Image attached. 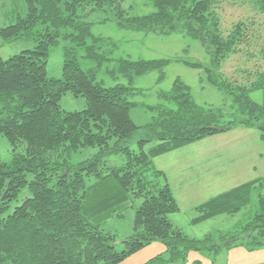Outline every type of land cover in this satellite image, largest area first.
Instances as JSON below:
<instances>
[{"label":"trees","instance_id":"trees-1","mask_svg":"<svg viewBox=\"0 0 264 264\" xmlns=\"http://www.w3.org/2000/svg\"><path fill=\"white\" fill-rule=\"evenodd\" d=\"M24 1L26 15L0 30L4 42H36L33 50L9 59L0 56V139L7 140L12 152L9 162H0V264H119L155 241L165 244L169 260L175 262L193 250L218 252L221 246L214 237L190 239L171 223L168 216L179 213L180 207L153 160L237 128L257 129L264 145V41L257 53L242 52L244 47L254 49L255 22L239 21L224 35L216 11L222 0H149L155 12L145 16L130 15L126 0ZM257 9L264 15V0L257 1ZM97 12H110L104 21L116 20L134 31H181L202 39L212 58L208 82L232 98V111L196 104L190 87L177 79L161 94L164 103L149 107L151 122L138 126L130 115L136 106L130 102L135 95L132 82L136 76L162 71L168 61L118 60L109 73L121 74L129 84L105 87L94 69L82 68L79 56L81 51L97 66L111 61L108 51L114 46L94 36L83 21ZM61 41L72 46L64 51L62 77L52 78L47 71L50 50ZM239 55L245 65L236 63L240 78H226L222 63ZM256 91L263 93L261 104L251 99ZM67 94L84 98L85 109L63 110L60 103ZM152 142L156 146L146 152ZM85 150L95 154L77 161ZM113 156H122L124 163L110 167L107 159ZM262 188L263 178L212 198L195 208L199 217L194 221L237 213ZM136 201L142 203L135 209ZM258 202L253 220L230 242L249 240L252 249L264 247L263 193ZM127 205L135 209L134 233L120 242L102 224L126 218ZM159 262L166 261L158 256L148 264Z\"/></svg>","mask_w":264,"mask_h":264},{"label":"rangeland","instance_id":"rangeland-1","mask_svg":"<svg viewBox=\"0 0 264 264\" xmlns=\"http://www.w3.org/2000/svg\"><path fill=\"white\" fill-rule=\"evenodd\" d=\"M257 1L222 0L216 8L222 22L224 35L239 21L255 22V38L251 43L252 49H254L252 51L244 47L242 50L249 54L254 51L257 53L264 41V15L258 11ZM124 8L128 9V13L132 16H145L155 12V8L149 0H126ZM26 10L24 0H0V30L14 24L19 16L24 17ZM107 16L111 18V13L97 12L83 19L91 25V32L94 36L107 39L110 44L108 47L114 46L108 51L111 61L102 66H97L96 63L84 59L82 52L79 51L82 68L85 71L94 69L98 82L105 87L128 85L129 79L126 77L121 74H116L114 77L109 73L117 68V61L121 59L168 61L162 71H152L142 76H136L132 82L131 86L135 89V95L130 97V102L135 103L136 106L132 108L130 115L138 126L143 127L151 122L154 113L149 107L163 104L164 102L160 98L161 94L169 92L177 79L190 87L196 104L215 111L222 110L224 113L232 111V98L208 82L206 69L211 68L212 58L202 39L192 38L181 31L170 35L146 34L142 31L121 27L116 20L104 21ZM71 46L70 42L61 41L58 46L50 50L47 67L49 77H62L64 51L66 47ZM35 47L36 42L30 38H19L7 42L0 38V56L3 59H9L23 51L33 50ZM240 57V55L235 56L222 63L221 73L226 78L231 79V76L240 78L237 72L239 65L236 66V63L245 66L243 58ZM193 65H200V67L196 68ZM250 96L256 103L263 102L261 91L253 92ZM60 104L62 109L68 112L82 111L86 107L84 98H75L71 94L63 96ZM156 144V142L147 144L145 151L148 152ZM131 147L135 151L138 150L135 143ZM209 149L211 152L202 154ZM94 154L95 151L85 150L78 156L77 161L92 157ZM263 154L264 145L260 140V132L257 129L237 128L218 137L197 142L170 158L164 156L158 162L154 159L156 170H159L160 166L171 167L179 162L189 165L198 159V163L194 167L175 168L174 171H177L175 183L182 184L180 188L179 186L175 188L180 212L168 217L171 223L190 239L201 241L212 236L215 243L219 244L221 248L218 252L204 249L193 250L188 253L186 259L175 262L169 260L165 244L155 241L126 257L119 264H148L158 256L166 261L158 264H264V247L252 249L249 240L241 241L242 239H239L230 242L232 237L243 234L242 227L253 220L259 209V194L263 193L264 195V188L254 191L251 204L237 213L222 214L206 220L194 221L199 217L195 210L196 207L243 184L264 179ZM11 155L10 145L5 138H1L0 162H9ZM107 160L110 167H119L124 163L122 156H113ZM198 166L201 167L198 168ZM164 183V179H162L161 184ZM141 203L142 201H136L135 209ZM130 205L132 206V204ZM135 209L129 207L126 218H111L102 224V228L113 232L118 236L119 241L123 242L134 233ZM123 248L124 245L120 243L118 250L121 251Z\"/></svg>","mask_w":264,"mask_h":264},{"label":"crops","instance_id":"crops-1","mask_svg":"<svg viewBox=\"0 0 264 264\" xmlns=\"http://www.w3.org/2000/svg\"><path fill=\"white\" fill-rule=\"evenodd\" d=\"M222 135H223V134H222ZM218 136H220V135H217L216 137H218ZM214 137H215V136L210 137V138H207V139H211V138H214ZM207 139H205V140H207ZM205 140H202V141H200V142H203V141H205ZM194 144H195V143H194ZM192 145H193V144L188 145V146H186V147H183V148H181V149H179V150H177V151H174V152L168 153V154H166V155H162V156L156 158L155 160L158 162V161H159L161 158H163L164 156H165V157H166V156H169L168 158H170V156L176 155V154H178V152L183 151V150H185L186 148H188V147H190V146H192ZM206 152H211V150L209 149V150L203 152L202 154H204V153H206ZM197 163H198V159H197L196 161H194L193 163L189 164V165H187V164L184 163V162H179L178 164H173L171 167H169V166H160V167H159V170H161V171H163V172L165 173V175H166V177H167V181H168V183H169L170 186H171V189H172V191H173L174 196H175V188L178 187V186H179V188H180V186H182V184L175 183V178H176L175 175H176V173H177V171H174L175 168L177 169V168L184 167V166L194 167ZM200 167H201V166H198V168H200ZM187 178L189 179L190 176L187 177ZM184 185L187 186V184H184ZM175 198H176V196H175ZM176 200H177V198H176Z\"/></svg>","mask_w":264,"mask_h":264}]
</instances>
